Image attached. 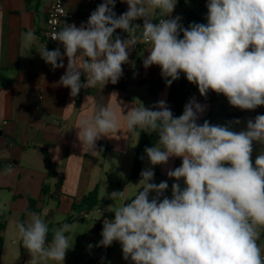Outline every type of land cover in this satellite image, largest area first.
Returning a JSON list of instances; mask_svg holds the SVG:
<instances>
[{"label": "clouds", "instance_id": "obj_1", "mask_svg": "<svg viewBox=\"0 0 264 264\" xmlns=\"http://www.w3.org/2000/svg\"><path fill=\"white\" fill-rule=\"evenodd\" d=\"M121 2L127 10L120 15L113 10L116 0H103L79 27L64 24L53 33L50 39L63 46V53L46 45L39 49L53 70L64 68L67 58L54 86L68 88L76 97L98 84L115 85L130 53L138 44H148L143 67L158 66L167 87L183 74L202 97L210 91L222 94L240 110L264 106V0H207L206 23L187 27L181 16H172L177 0ZM34 39L32 31L25 33L24 47ZM119 108L118 113L111 104L97 105L90 117L79 119L82 151L96 156L97 141L117 136L121 123L132 135L140 129L158 139L144 149L151 167L140 173L142 188L115 209L114 219L104 220L97 246L118 242L131 264H264V248L257 242L264 233V149L252 159L254 142L264 145V114L234 131L239 119L223 125L198 123L206 106L195 97L178 117L164 99L152 107L132 105L126 114ZM171 158H180L181 165L167 171L175 181L168 196L167 181L153 182V167ZM5 171L11 172V166ZM109 197L123 200L124 190ZM47 215V209L33 212L27 223L16 224L29 264H64L71 249L65 235L72 230L69 223L52 229L47 243L49 225L41 218Z\"/></svg>", "mask_w": 264, "mask_h": 264}, {"label": "crops", "instance_id": "obj_2", "mask_svg": "<svg viewBox=\"0 0 264 264\" xmlns=\"http://www.w3.org/2000/svg\"><path fill=\"white\" fill-rule=\"evenodd\" d=\"M51 2L0 0V121L8 122L0 129V195L9 202L8 216L17 217V222L27 223L30 213H41L45 209L48 210L45 217H54L59 211L68 213L73 204H80L84 196L97 187V208L101 210L98 214L102 216L103 227L105 219H114L113 212L117 206L131 200L142 188V184H138L140 176L129 180L137 136L127 132L121 123L117 136L97 141L98 153L91 156L81 150L76 129L79 119L90 117L97 105L106 103L115 107L118 113L120 105L123 114L132 105L152 107L161 99L166 100L171 108L177 101L179 83L167 87L164 82L155 94L151 93L150 81L164 79L158 66L143 67L142 57L150 50L149 45H144L138 53H130V62L122 65L123 75L117 84L108 83L104 87L98 84L71 97L70 89L54 86L66 70L67 58H64V68L53 70L39 55L46 29V12ZM102 2L66 0L65 6L75 15L89 16ZM206 2L188 0L183 6L177 3L172 16H181L182 24L187 27L198 19V15L206 16ZM117 6L118 0L114 11ZM123 7L127 10L126 3ZM159 18L154 14V19ZM72 23L77 27L81 25L64 22L61 29L64 24ZM136 23L142 24V21ZM28 31L34 33L35 39L29 48H25L24 35ZM58 48L63 53L61 44ZM81 80L83 82L85 77L82 76ZM188 89V101L195 97L198 103L206 106L198 123L202 124L204 120L211 122L216 94L210 91L207 98L202 97L198 88L195 85L190 87V83ZM113 92L117 96L111 95ZM39 95L43 96V101L37 109ZM224 112L228 116V111ZM101 142L108 147L105 157L99 151ZM180 165V158H171L168 164L153 167V182L167 181L169 184L165 195L171 196V185L175 182L167 176V171ZM6 166H11L12 171L6 172ZM146 167H151L148 161L143 169ZM44 186L46 192H43ZM123 190V200L110 199L111 192ZM31 200L36 202L35 211H30ZM111 250L112 245L109 246V254Z\"/></svg>", "mask_w": 264, "mask_h": 264}, {"label": "rangeland", "instance_id": "obj_3", "mask_svg": "<svg viewBox=\"0 0 264 264\" xmlns=\"http://www.w3.org/2000/svg\"><path fill=\"white\" fill-rule=\"evenodd\" d=\"M191 22L206 23V19L205 16L202 17L198 15V19ZM192 85L193 84L190 83V87ZM213 94L216 93L213 92ZM216 98L217 101L213 104V118L210 123L223 125L227 122L239 119L241 123L233 125L234 131L244 129L248 119L254 118L258 112L264 110V106H260L253 111L240 110L230 106L227 99L222 94H216ZM224 111H228V116H226ZM262 149H264V145L254 142L252 159L256 158ZM54 207L56 208L57 205L54 204ZM8 210V200L0 195V214L4 215L6 218V230L2 235L3 246L0 254V264H20L23 261L21 253V246L23 247V244L16 229L18 218L9 217ZM84 212H86L85 209L72 208L68 213L59 211L54 217H41L49 225V233L47 236H50V240L47 241V243H51L52 241V229L59 228L64 223L72 225V230L65 234L69 239V246L71 249L66 253L64 264H85L90 257L97 258L95 264H100V261H102L103 264H131V261H125L123 259L121 246L118 242H113L112 250L109 255L100 257L101 246L97 245L102 239V216L95 210H92L88 211V217H85ZM258 241L264 242V233H261V237ZM89 245H93V247L90 248ZM30 259L31 257L26 250L24 264H29ZM41 264H43V262H41ZM47 264H56V262L47 261Z\"/></svg>", "mask_w": 264, "mask_h": 264}, {"label": "trees", "instance_id": "obj_4", "mask_svg": "<svg viewBox=\"0 0 264 264\" xmlns=\"http://www.w3.org/2000/svg\"><path fill=\"white\" fill-rule=\"evenodd\" d=\"M188 0H177V3L181 6L185 5ZM196 1V0H194ZM126 9L123 7V3L121 0H118V6L115 10V13L117 15L122 14L125 12ZM117 35H122L123 32L121 30H117ZM164 80H158V81H150V91L151 93L155 94L158 89H160L163 84ZM178 82V88H177V101L171 107V110L173 111V114L175 116H180L183 113L184 105L188 101L189 98V89L188 85L189 82L186 80V78L181 75L180 79L177 81H174L173 83ZM123 88V86H120ZM264 114V111L262 112ZM137 145H136V150H135V156H134V161H133V166H132V171L129 177V180H135L139 178L141 171L143 170V167L145 163L148 161L146 154L144 152L145 147H151L156 143V140L158 137L156 134H147L145 132H141L140 129L137 130ZM99 151L102 155V157H105L108 151V147L104 143L99 144ZM141 157H144V159H141ZM255 158H253V161ZM61 182H59L60 185ZM58 185V186H59ZM43 192H46V186L43 187ZM35 201L31 200L30 201V211H35ZM99 206V199H98V188L95 187L92 191L87 193L80 204H73L72 208L73 209H85L86 211H92L95 210ZM6 228V218L4 215L0 214V254L3 246V232L5 231ZM47 240H50V236H47ZM21 253L23 256V261L20 264H24L25 261V256H26V250L21 246ZM97 262V258H90L85 264H95Z\"/></svg>", "mask_w": 264, "mask_h": 264}, {"label": "built area", "instance_id": "obj_5", "mask_svg": "<svg viewBox=\"0 0 264 264\" xmlns=\"http://www.w3.org/2000/svg\"><path fill=\"white\" fill-rule=\"evenodd\" d=\"M65 1L66 0H52L50 6L47 9L46 20H45L46 29L43 32V47L46 45L48 50H54L59 47L60 43L58 41L51 40L50 38L53 35V33L61 30L62 24L64 22H76L78 24H82L83 22H86L89 17L88 15L78 16L68 11L65 6ZM140 31L141 30L137 31L138 35ZM126 36H127L126 33H123L121 35L122 38H126ZM144 45H148V44H138L137 48L134 49L133 51L135 53H138L141 47ZM42 101H43V96L39 95L38 105L36 106L37 109L40 108V103ZM7 124L8 122L5 120L0 121V129ZM95 211L97 213L101 212L99 208H96ZM84 216L88 217V211L84 212ZM257 242L262 248H264V242H260V241ZM108 254H109V247L105 248L101 246L100 257L107 256ZM100 264H103V262L100 261Z\"/></svg>", "mask_w": 264, "mask_h": 264}]
</instances>
